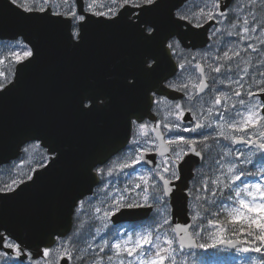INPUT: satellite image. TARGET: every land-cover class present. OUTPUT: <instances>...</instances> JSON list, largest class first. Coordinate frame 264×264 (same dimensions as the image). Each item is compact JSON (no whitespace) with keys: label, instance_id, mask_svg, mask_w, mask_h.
I'll return each instance as SVG.
<instances>
[{"label":"snow or ice","instance_id":"6c2138e0","mask_svg":"<svg viewBox=\"0 0 264 264\" xmlns=\"http://www.w3.org/2000/svg\"><path fill=\"white\" fill-rule=\"evenodd\" d=\"M165 7L177 31L207 36V50L185 54L177 32L160 41L171 71L148 90V119L128 114L121 148L89 167L104 192L103 207L89 212L78 199L73 216L79 227L35 247L0 222V264H209L220 250L241 253L240 264H264V0H2L0 31L8 18L19 29L55 24L76 48L89 24L123 23L152 42L160 28L151 17ZM39 52L38 38L25 30L0 39V99L16 89ZM160 64L159 57H145L123 87L135 90L138 75L151 76ZM168 90L182 92L185 103H169ZM110 103L99 89H86L75 100L84 115ZM60 157L43 137L21 141L10 158L19 160L20 171L10 168V179L0 181V205L36 185ZM193 157L200 163L185 182L181 174L196 165ZM121 175L122 187L106 180ZM124 212L148 219L124 231L110 227Z\"/></svg>","mask_w":264,"mask_h":264},{"label":"water","instance_id":"95a60500","mask_svg":"<svg viewBox=\"0 0 264 264\" xmlns=\"http://www.w3.org/2000/svg\"><path fill=\"white\" fill-rule=\"evenodd\" d=\"M151 20L160 28L156 41L140 39L123 23H91L76 48L66 43L62 28L55 24L35 22L19 29L8 18L0 31V39L7 40L15 31L25 30L38 38L40 49L35 63L21 73L16 89L0 99V160L5 161L3 164L14 160L10 158L15 156L16 146L33 136L43 137L61 153L47 176L0 205V222L31 247L47 243L55 233L71 231L74 202L92 195L97 186L89 167L121 148L128 114L148 117V90L158 88L171 71L160 41L177 32L186 49L204 48L207 36L177 31L168 20L167 7L153 14ZM147 56L161 59L158 71L151 76L139 74L135 90L124 88L123 78L137 72ZM86 89L102 90L111 98L110 105L102 111L81 114L75 100ZM168 91L170 99L182 97L181 92ZM192 159L196 165H188L181 174L185 182L200 163L199 158ZM175 183L180 185V181ZM173 203L180 207L179 201ZM143 211L152 213V209ZM173 214L175 218V208ZM146 219L128 212L112 217L114 225Z\"/></svg>","mask_w":264,"mask_h":264},{"label":"rangeland","instance_id":"374dc122","mask_svg":"<svg viewBox=\"0 0 264 264\" xmlns=\"http://www.w3.org/2000/svg\"><path fill=\"white\" fill-rule=\"evenodd\" d=\"M207 49L203 50V51H195L193 53H189V54H196V53H200L203 54L204 51H206ZM199 58V57H198ZM173 104V103H171ZM184 135H188L187 133H185ZM237 148H241L242 146L237 145ZM19 163V161L16 162V165ZM15 165V166H16ZM140 166H137V170H139ZM8 170V169H7ZM131 169H126L125 172H131ZM5 174H7V172H4V170H0V175L4 176ZM249 179H252V177H249ZM106 180L109 181H115L116 182V186H120L122 187L124 185V181L126 180V177H124L123 175L117 177V176H112V177H106ZM109 188L112 187L111 184L108 185ZM104 196V192L98 188L96 189L95 193L93 196H91L90 198L83 200L85 202L84 207L86 210H88L89 212L93 211L95 207H103V204L101 203L102 199ZM83 219L88 220L87 216H82ZM96 223L98 224L99 221H96ZM113 225H110V227H112ZM131 226V224H120L117 225L115 227H119L121 229V231H124L127 227ZM210 252H213V250H209ZM241 253L236 252L235 250H220L215 252L214 255H211L209 257V264H240V257H241ZM251 255H256V254H251ZM220 258L222 260V262H218V258ZM229 259V262L223 261V259Z\"/></svg>","mask_w":264,"mask_h":264},{"label":"trees","instance_id":"16d2710c","mask_svg":"<svg viewBox=\"0 0 264 264\" xmlns=\"http://www.w3.org/2000/svg\"><path fill=\"white\" fill-rule=\"evenodd\" d=\"M4 42H7V41H4ZM19 161V160H18ZM16 162L17 161H15V162H13V163H10V164H8V165H5V166H2V167H0V170L2 169V170H4V172H7V174H5L4 176H1L0 175V181H6V180H9L10 179V175H9V169L11 168V169H14L15 171H20V169L19 168H17L15 165H16ZM8 169V170H7ZM27 169L25 168L24 169V171H26ZM82 221H83V223H84V225H85V227L87 226V224H88V220H85V219H83L82 217L80 218ZM79 227V225H78V223H77V219L76 218H74V226H73V230L74 229H77ZM218 258V257H217ZM218 260V262H222V260L220 259V258H218L217 259ZM223 261H226V262H229V259L227 258V259H223Z\"/></svg>","mask_w":264,"mask_h":264},{"label":"flooded vegetation","instance_id":"af4514ba","mask_svg":"<svg viewBox=\"0 0 264 264\" xmlns=\"http://www.w3.org/2000/svg\"><path fill=\"white\" fill-rule=\"evenodd\" d=\"M185 100H186V98L184 97V94H183V97L181 99L175 100V101H171V100L168 99V102L169 103H173V104L174 103H182L183 104V103H185ZM145 119L147 120L148 118H145ZM156 119H159V117H156Z\"/></svg>","mask_w":264,"mask_h":264}]
</instances>
